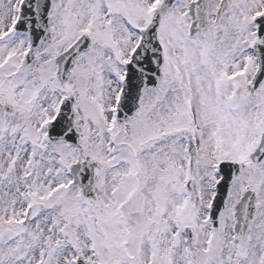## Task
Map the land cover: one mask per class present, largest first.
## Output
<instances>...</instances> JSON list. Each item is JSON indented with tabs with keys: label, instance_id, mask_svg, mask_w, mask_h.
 Returning <instances> with one entry per match:
<instances>
[{
	"label": "snow or ice",
	"instance_id": "6c2138e0",
	"mask_svg": "<svg viewBox=\"0 0 264 264\" xmlns=\"http://www.w3.org/2000/svg\"><path fill=\"white\" fill-rule=\"evenodd\" d=\"M0 264H264V0H0Z\"/></svg>",
	"mask_w": 264,
	"mask_h": 264
}]
</instances>
